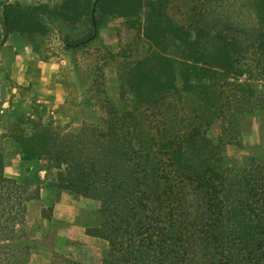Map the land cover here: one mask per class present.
Returning <instances> with one entry per match:
<instances>
[{
  "label": "trees",
  "instance_id": "trees-1",
  "mask_svg": "<svg viewBox=\"0 0 264 264\" xmlns=\"http://www.w3.org/2000/svg\"><path fill=\"white\" fill-rule=\"evenodd\" d=\"M252 8L251 29L192 33L160 0L0 1L5 38L45 36L49 15L85 27L63 40L77 51L115 17L149 49L118 66L119 99L98 100L97 123L73 131L0 110V264H29L37 250L27 214L39 190L5 175L12 148L56 170L57 193L98 204L87 233L107 243L100 264H264V149L227 152L243 148L244 121L264 118V0Z\"/></svg>",
  "mask_w": 264,
  "mask_h": 264
},
{
  "label": "rangeland",
  "instance_id": "rangeland-1",
  "mask_svg": "<svg viewBox=\"0 0 264 264\" xmlns=\"http://www.w3.org/2000/svg\"><path fill=\"white\" fill-rule=\"evenodd\" d=\"M0 1L21 4L47 3L49 7H58L62 2V0ZM160 2L167 6L168 15L180 25L190 21L188 29L192 33L201 30L206 33L207 30L215 31L220 24L224 32H228L227 28H234L237 31L251 29L252 20H254L253 0H176L175 3L172 0H160ZM44 17L48 27L45 36L13 34L5 38L0 24V110L13 118L32 117L40 119L45 124L52 123L54 126L61 127L68 125L71 130L77 131L82 122L97 123L96 119L102 116L98 100L118 101V66L142 58L149 50L148 45L139 35L138 25L135 29H130L131 23L124 22L116 33L115 47L109 49L102 44L104 42L112 45L114 39L111 41L107 38L103 41H95L85 49L66 50L64 38L69 36L71 40L78 39L84 33L85 27L82 24L71 26L49 15ZM143 19L144 17L141 16L139 19L141 23ZM241 22H243L242 25ZM201 45L211 47L216 43L203 41ZM21 46H28L38 55L39 61L46 62L53 59L58 62L59 71L53 77V81L60 83L64 89L65 100L61 106L55 107L45 102L33 105L27 100L32 82H24L23 85L13 82L11 65ZM108 51L111 53L109 54ZM32 66L35 64L33 63ZM31 72L36 73V69H32ZM88 99H90L89 102H87ZM241 130L243 148L229 146L228 155L238 160L251 155L261 158L264 149V118L247 119L242 124ZM12 149L7 154L5 169V175L9 178L21 169L20 157ZM26 170L32 172L34 178L32 185H25L30 193L35 194L39 190L40 195L41 189H55L53 175L56 170H50L43 159L35 160L33 168ZM21 171L24 173L25 169ZM61 193L55 192V195L60 196ZM72 197L79 199V197ZM40 205L39 196V199L29 204L30 214H27V218L29 217L27 230L32 239L37 242L32 264H99L97 260L100 257L95 255L94 247L91 251L83 247L68 250L61 243H57L53 236V230L57 228V224L51 223V210L49 208L40 210ZM95 205L98 204H90L89 210L83 212L80 217L82 223L88 227L95 225ZM43 220L48 221L45 230Z\"/></svg>",
  "mask_w": 264,
  "mask_h": 264
},
{
  "label": "crops",
  "instance_id": "crops-1",
  "mask_svg": "<svg viewBox=\"0 0 264 264\" xmlns=\"http://www.w3.org/2000/svg\"><path fill=\"white\" fill-rule=\"evenodd\" d=\"M145 1H157V0H145ZM173 3L176 0H172ZM145 15L143 10L140 17ZM126 22L123 19L111 17L107 22L106 26L101 28L99 32V37L95 41L111 39L112 45H107L102 42V44L109 48L115 47L117 45L116 33ZM144 19L141 24H143ZM118 28V29H116ZM13 35V34H11ZM9 35V36H11ZM92 42V43H93ZM18 55L15 61L11 65V79L17 85H23L25 83H31L32 86L29 92L28 101L35 105L38 102H45L55 105V107L61 106L64 103V89L63 86L53 81V77L59 71V64L57 61L50 59L46 62L38 60V55L34 53L28 46H21L18 51ZM35 66H32V64ZM36 69V73H32L31 70ZM34 161H21L19 163V172L10 178L16 180L20 184L32 185L34 178L32 177V172H27L26 169H32L34 166ZM22 169L25 172L22 173ZM55 189H41L40 190V210L41 209H51V223H56L57 228L53 230V236L57 243L68 250L75 249L77 247H83L87 251H91L92 248L95 251V255L100 258L97 263L100 264L101 256L104 250H106L107 243L99 238L92 237L87 233L88 226L82 223L80 217L83 212L89 210L90 204L94 201L79 198L75 199L69 193L62 192L60 196L55 195ZM96 210L98 205L94 207ZM28 214H30L28 209ZM29 218V217H28ZM27 218V219H28ZM48 221L43 220V229L47 228ZM45 230V229H44ZM44 232V231H41ZM36 238V237H35ZM38 253V252H37ZM34 253L31 255L29 264H32V258ZM42 264V263H41Z\"/></svg>",
  "mask_w": 264,
  "mask_h": 264
}]
</instances>
